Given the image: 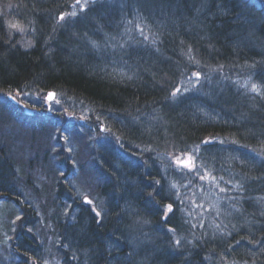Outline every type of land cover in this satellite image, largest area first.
Instances as JSON below:
<instances>
[{
  "label": "trees",
  "instance_id": "trees-1",
  "mask_svg": "<svg viewBox=\"0 0 264 264\" xmlns=\"http://www.w3.org/2000/svg\"><path fill=\"white\" fill-rule=\"evenodd\" d=\"M79 1L0 0V264H264V0Z\"/></svg>",
  "mask_w": 264,
  "mask_h": 264
},
{
  "label": "rangeland",
  "instance_id": "rangeland-1",
  "mask_svg": "<svg viewBox=\"0 0 264 264\" xmlns=\"http://www.w3.org/2000/svg\"><path fill=\"white\" fill-rule=\"evenodd\" d=\"M90 0H80L79 2H78V4H77V6H76V8L73 10V13H76L81 7H84L86 4H88V2H89ZM195 85V78L194 77H192V78H190V79H188L187 80V82L184 84V85H182V89L183 90H185V89H189L190 87H192V86H194ZM52 102V101H51ZM50 102V103H51ZM50 108L53 110V109H58L59 108V106H58V104H57V102L56 101H53V103L52 104H50Z\"/></svg>",
  "mask_w": 264,
  "mask_h": 264
},
{
  "label": "snow or ice",
  "instance_id": "snow-or-ice-1",
  "mask_svg": "<svg viewBox=\"0 0 264 264\" xmlns=\"http://www.w3.org/2000/svg\"><path fill=\"white\" fill-rule=\"evenodd\" d=\"M62 18H63V17H61V19H62ZM12 27H18V25L13 24ZM197 75H198V74H197ZM53 96H54L53 93H49V99H52ZM178 163L182 164L183 166H185V167H187V168H189V169H192V168L194 167V164H192V162H191V157H189L188 159H185V160H183V161H179V160H178ZM87 202H88V203H91V201H87ZM167 208H168L169 211H171V210H172V205L169 204V205L167 206Z\"/></svg>",
  "mask_w": 264,
  "mask_h": 264
},
{
  "label": "water",
  "instance_id": "water-1",
  "mask_svg": "<svg viewBox=\"0 0 264 264\" xmlns=\"http://www.w3.org/2000/svg\"><path fill=\"white\" fill-rule=\"evenodd\" d=\"M51 93H53V92H51ZM53 94H54V96H55V93H53ZM54 96H53V97H54ZM48 99H49V96H48Z\"/></svg>",
  "mask_w": 264,
  "mask_h": 264
},
{
  "label": "bare ground",
  "instance_id": "bare-ground-1",
  "mask_svg": "<svg viewBox=\"0 0 264 264\" xmlns=\"http://www.w3.org/2000/svg\"><path fill=\"white\" fill-rule=\"evenodd\" d=\"M81 104H84L83 102H81Z\"/></svg>",
  "mask_w": 264,
  "mask_h": 264
}]
</instances>
